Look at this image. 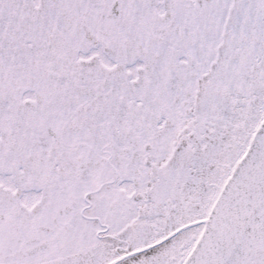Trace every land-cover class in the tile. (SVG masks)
<instances>
[{"label": "snow or ice", "instance_id": "6c2138e0", "mask_svg": "<svg viewBox=\"0 0 264 264\" xmlns=\"http://www.w3.org/2000/svg\"><path fill=\"white\" fill-rule=\"evenodd\" d=\"M0 264H264V0H0Z\"/></svg>", "mask_w": 264, "mask_h": 264}]
</instances>
